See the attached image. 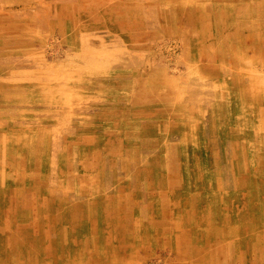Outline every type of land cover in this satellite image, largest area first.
Masks as SVG:
<instances>
[{
	"label": "rangeland",
	"instance_id": "obj_1",
	"mask_svg": "<svg viewBox=\"0 0 264 264\" xmlns=\"http://www.w3.org/2000/svg\"><path fill=\"white\" fill-rule=\"evenodd\" d=\"M0 264H264V0H0Z\"/></svg>",
	"mask_w": 264,
	"mask_h": 264
}]
</instances>
